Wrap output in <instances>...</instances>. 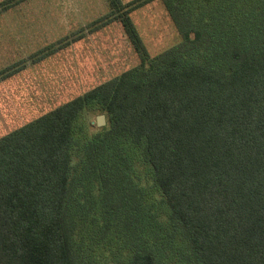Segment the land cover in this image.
Masks as SVG:
<instances>
[{
    "label": "trees",
    "instance_id": "obj_1",
    "mask_svg": "<svg viewBox=\"0 0 264 264\" xmlns=\"http://www.w3.org/2000/svg\"><path fill=\"white\" fill-rule=\"evenodd\" d=\"M106 1L139 62L0 137V264H264V0H161L154 56Z\"/></svg>",
    "mask_w": 264,
    "mask_h": 264
},
{
    "label": "rangeland",
    "instance_id": "obj_2",
    "mask_svg": "<svg viewBox=\"0 0 264 264\" xmlns=\"http://www.w3.org/2000/svg\"><path fill=\"white\" fill-rule=\"evenodd\" d=\"M109 11L106 0H25L0 14V71L9 70L0 77V137L138 64L118 20L91 30ZM132 18L152 56L181 40L161 0ZM53 45L62 46L39 56ZM101 114L86 113L90 132L106 126L97 124Z\"/></svg>",
    "mask_w": 264,
    "mask_h": 264
},
{
    "label": "water",
    "instance_id": "obj_3",
    "mask_svg": "<svg viewBox=\"0 0 264 264\" xmlns=\"http://www.w3.org/2000/svg\"><path fill=\"white\" fill-rule=\"evenodd\" d=\"M97 124L99 126H103L106 124V116L104 114H101L97 117Z\"/></svg>",
    "mask_w": 264,
    "mask_h": 264
},
{
    "label": "crops",
    "instance_id": "obj_4",
    "mask_svg": "<svg viewBox=\"0 0 264 264\" xmlns=\"http://www.w3.org/2000/svg\"><path fill=\"white\" fill-rule=\"evenodd\" d=\"M87 77L89 78V75H87ZM85 78H86V76H85ZM87 79V78H86ZM91 80V79H90Z\"/></svg>",
    "mask_w": 264,
    "mask_h": 264
}]
</instances>
